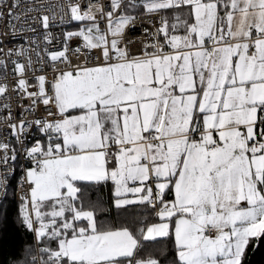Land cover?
<instances>
[{
  "label": "snow or ice",
  "instance_id": "6c2138e0",
  "mask_svg": "<svg viewBox=\"0 0 264 264\" xmlns=\"http://www.w3.org/2000/svg\"><path fill=\"white\" fill-rule=\"evenodd\" d=\"M17 201L13 264H245L264 0H0V222Z\"/></svg>",
  "mask_w": 264,
  "mask_h": 264
},
{
  "label": "trees",
  "instance_id": "16d2710c",
  "mask_svg": "<svg viewBox=\"0 0 264 264\" xmlns=\"http://www.w3.org/2000/svg\"><path fill=\"white\" fill-rule=\"evenodd\" d=\"M12 193L9 192L10 198L13 197ZM96 195L106 198L108 188L102 189ZM17 211L18 201L16 205L8 209V218L0 222V264H4L5 261H7V264H13L15 258L21 255V246L31 239L28 234L23 233L17 226ZM137 214H139V210H137ZM112 215L115 216V213ZM167 245L168 241H165L164 246L167 247ZM147 252H152V249L149 248ZM245 264H264V240L259 242L258 248L249 247Z\"/></svg>",
  "mask_w": 264,
  "mask_h": 264
},
{
  "label": "built area",
  "instance_id": "2783aa9c",
  "mask_svg": "<svg viewBox=\"0 0 264 264\" xmlns=\"http://www.w3.org/2000/svg\"><path fill=\"white\" fill-rule=\"evenodd\" d=\"M148 20H149V16L147 14L141 15L139 17V19L137 20V28L134 29L132 32L129 33V37L130 38H141V39H143L144 37L142 36L141 29L143 27H146L147 26ZM62 27H65L67 29L69 26H62ZM13 46L14 45L11 44V43H9V44L6 45V47H13ZM72 46L75 47L76 46L75 43ZM59 47H60V42L57 41V42L54 43V46H53L52 50L58 49ZM9 80H10V83H11V75L9 77ZM30 83L35 84V81L32 80V81H30ZM16 103L17 102H16V99H15V94H13L12 104H13V112L14 113L16 111ZM27 103H28V101L25 100L24 101V104L27 105ZM40 111L42 112L43 109H41ZM5 135H7V134L5 133ZM12 194H13V196L15 195L14 193H12Z\"/></svg>",
  "mask_w": 264,
  "mask_h": 264
}]
</instances>
